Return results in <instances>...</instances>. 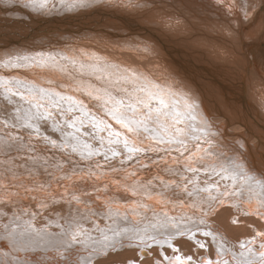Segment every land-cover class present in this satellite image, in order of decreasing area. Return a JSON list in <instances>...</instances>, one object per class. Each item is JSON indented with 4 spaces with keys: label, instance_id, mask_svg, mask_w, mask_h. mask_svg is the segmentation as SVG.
I'll return each mask as SVG.
<instances>
[{
    "label": "snow or ice",
    "instance_id": "6c2138e0",
    "mask_svg": "<svg viewBox=\"0 0 264 264\" xmlns=\"http://www.w3.org/2000/svg\"><path fill=\"white\" fill-rule=\"evenodd\" d=\"M100 14L126 22L130 31L122 39L128 59L143 71L111 64L100 50L71 58L61 51L53 54L51 37L48 45L27 46L41 49L33 57L9 47L16 43L11 39L0 43V264H104L110 258L112 264H264V146L257 161L243 135L228 140L233 134L227 127L211 123L200 94L187 81L162 85L148 67L162 45L158 33L191 32L217 40L227 54L243 56V86L250 68L259 63L264 69V52L249 59L244 51L247 0H0V41L24 29L31 35L37 31L33 24L52 18L86 20ZM138 19H150L152 27L136 23ZM29 60L37 67L70 63L64 74L80 81L76 90L97 102L100 115L92 114L83 100L10 75ZM209 155L234 162V167L217 170L208 163ZM153 166L157 176L146 183L137 178ZM128 167L134 170L125 178L131 181L125 191L151 198L159 189L170 200L190 201L191 215L169 220L165 213L163 221L154 222L145 212L138 222L144 223L142 229L114 230L101 244L86 225L103 233L95 219H110L119 210L97 203L101 193L110 191L99 181L105 172L119 175ZM229 171L244 177V185ZM78 173L82 182L64 185ZM34 176L45 180L38 185ZM53 182L64 191L53 190ZM254 198L258 203L252 210L239 202L227 204L250 221V235L233 242L214 222L219 210L226 201L251 203ZM38 199L37 206L45 209L67 205L64 215L57 213L64 221L54 225L59 232L32 223L40 213H29L24 202L31 206ZM137 207L143 204L137 202ZM52 226L49 220L47 227Z\"/></svg>",
    "mask_w": 264,
    "mask_h": 264
},
{
    "label": "bare ground",
    "instance_id": "6f19581e",
    "mask_svg": "<svg viewBox=\"0 0 264 264\" xmlns=\"http://www.w3.org/2000/svg\"><path fill=\"white\" fill-rule=\"evenodd\" d=\"M247 5L249 21L243 25L247 28L244 33L246 37L244 51L251 59L254 55L259 57L264 52V35H261V29L264 27V0H247ZM252 20L255 22L251 23ZM136 23L152 27L150 19H138ZM249 23H251V27H248ZM32 27L36 28L37 31L32 32L31 35H28L30 29H24L18 31L17 35L5 38L0 43L6 44L8 39H11L16 43L10 44L9 47L19 50L21 56L33 57L41 49L30 50L27 46L33 44L48 45L51 37V43L54 45L53 54L56 51H61L71 58L80 53L90 55L100 50V55L107 56L111 64H117L121 68L143 71L139 65L132 64L128 59V52L122 38L130 29L124 20L100 14L86 20L52 18L48 23L33 24ZM4 31L11 32L12 30L4 29ZM157 35H159L162 45H157L159 55L148 66L153 70L152 78L162 85L172 83L176 79L187 81L200 94L203 100V108L208 111L211 123L220 125L222 128L226 126L228 132L233 134L226 137L228 140L243 135L249 146L253 148L254 154H257L256 158L259 161L258 152L262 150L261 146H264V140H257V137L264 136V69H260L259 63L255 68H250L249 79L242 86L239 77L243 75L247 61L243 56L227 54L223 45L217 40L211 38L206 40L204 37L191 32L158 33ZM56 37L59 38V43H57ZM237 51H239V45H237ZM43 52L47 55L49 48L46 47ZM65 66L69 69L72 68V65L66 61H61L59 67L48 65L37 67L29 60L25 61L24 66L20 69L12 71L10 75L23 80L25 83L35 84L50 91L61 92L76 100H83L89 106L92 114L100 115L96 107L97 102L90 100L76 90L80 81L71 80L70 75L64 74ZM69 81H71L70 86ZM114 126L119 128L118 125ZM130 143H135V141L130 140ZM198 155L200 154L198 153ZM207 161L211 166L217 167V170H220V166L229 169L234 167V162L217 156L209 155ZM228 174L236 173L229 171ZM157 175V169L153 166L151 172L140 171L137 178L146 183L148 179ZM81 176L82 174L78 173L63 183L64 185H70V181L79 183ZM127 176L128 174H123L118 178H113V174L110 173V178L102 175L99 181L101 188L108 185L110 191L108 195L101 193L97 203L105 208L110 206L113 212L119 210V215H112L110 219H95L96 226L104 230L103 233H100L91 229L96 240L103 241L105 235L111 237L114 230L136 226L142 229L144 223L138 222L142 221L145 212H147L148 219L154 222L163 221L165 213L169 220H177L191 215L190 201L170 200L167 196L162 195L159 189L153 192L151 198L148 199H143L142 194L131 196V191H125L127 185L131 184L130 180L126 183L125 178ZM33 179L39 185L45 180V177L34 176ZM235 182L243 186L244 177L236 174ZM88 183L90 184L91 181ZM52 189L64 191V188L55 182L52 183ZM256 191L259 192V188ZM39 195H43V193H39ZM114 197L115 202L109 204V201ZM121 197H125V199H121ZM137 202L144 204V209L140 210L137 207ZM234 202H239L243 208L252 210L257 206L258 201L255 198L251 203L247 200L226 201V206L219 210V218L214 221L215 224L227 238L236 242L250 235L248 227L250 221L238 215L236 209L227 207V204ZM79 207L84 209L82 204ZM24 209L32 213L28 208L27 201L24 202ZM66 211V204L54 206L50 211L40 214L38 220L32 221V223L37 228H46L49 232H59L60 229L54 225L57 222L63 224L64 221L60 219L57 213L62 216ZM24 219L28 218L25 217ZM233 219H237L239 222L233 225L231 224ZM251 219L254 220L255 217ZM49 220L53 222L52 227H47ZM125 255H129V253H125ZM104 264H112V258L105 261Z\"/></svg>",
    "mask_w": 264,
    "mask_h": 264
},
{
    "label": "rangeland",
    "instance_id": "374dc122",
    "mask_svg": "<svg viewBox=\"0 0 264 264\" xmlns=\"http://www.w3.org/2000/svg\"><path fill=\"white\" fill-rule=\"evenodd\" d=\"M141 163H149L148 161H146V160H142L141 161ZM134 169H133V167H128L127 169H125L124 171H122V172H120L119 173V175H116V174H113V178H118V177H120L121 175H123V174H128V173H130L131 171H133ZM143 171H146V169L145 170H143ZM56 175H63L62 173H56ZM103 176H107V177H109L110 178V173H108V172H105L104 174H103ZM80 182H82V181H80ZM71 183H73V181H70V185H71ZM143 196H144V194L143 193H141ZM131 196H132V194H131ZM140 197H142V196H140ZM143 199H145V198H143ZM148 199V198H147ZM142 200V199H141ZM40 203V201H34V202H32V204H31V206H29V202L27 201V204H28V208H29V210L30 211H32V212H39L40 214H42L43 212H45V211H50L54 206H49L48 208H41V207H38L37 205ZM139 209L140 210H142V209H144V204H143V207H139ZM38 220V219H37ZM36 220V221H37ZM36 221H34V222H36ZM98 222H99V220H98ZM86 227H88L89 229H92L91 228V225H86ZM97 241H99V242H101V244H102V242L103 241H101V240H97ZM99 246H101L100 244H98L97 245V247H99ZM131 253H129V255H130ZM85 256H87V253H85Z\"/></svg>",
    "mask_w": 264,
    "mask_h": 264
}]
</instances>
